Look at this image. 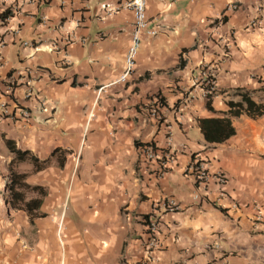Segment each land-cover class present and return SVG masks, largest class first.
<instances>
[{
    "label": "crops",
    "instance_id": "crops-1",
    "mask_svg": "<svg viewBox=\"0 0 264 264\" xmlns=\"http://www.w3.org/2000/svg\"><path fill=\"white\" fill-rule=\"evenodd\" d=\"M126 1L0 0V15L13 11L0 18V197L6 138L49 159L15 167L44 215L0 202V264H141L146 216L159 219L154 264H264V0H147L158 33L143 34L119 81L134 30ZM202 119H223L220 139ZM147 144L170 155L151 160ZM197 160L227 183L201 191Z\"/></svg>",
    "mask_w": 264,
    "mask_h": 264
},
{
    "label": "built area",
    "instance_id": "built-area-1",
    "mask_svg": "<svg viewBox=\"0 0 264 264\" xmlns=\"http://www.w3.org/2000/svg\"><path fill=\"white\" fill-rule=\"evenodd\" d=\"M102 7L109 14L118 10V8H113L108 4H103ZM146 7H147V0H127L121 5V8L129 9L133 12L134 30L132 32L131 43L126 54L125 72L120 77L119 81H126L128 76L134 71L136 66V58L142 44L143 34L154 36L158 33L156 28L150 26V21L147 17ZM1 60H2V56L0 54V61ZM215 85H216L215 79L212 76L205 74L204 86H205L206 94H213L215 92ZM154 103L155 105L151 108V113L152 115L157 116L158 110L162 108V106L160 105V98H157ZM8 113L9 110L5 106L0 107V121L6 118ZM29 114L30 113L28 110L26 109L21 110V115L23 117H28ZM90 117H92V114H90ZM142 152L145 156H147L151 160L157 159L161 155L164 156L170 155V153L160 152L152 144H147L143 146ZM200 164L201 161L197 160L196 163L190 166V169L196 175L197 185L201 191H207L209 189L211 182H215L219 186H224L227 183L228 177L224 172H218L212 174ZM166 208L170 211H176L178 209V204L175 201L170 200L166 205ZM145 220L148 228L149 237L145 244L143 260L141 264H154L155 262L154 250L160 246L157 236L159 229V219L157 218V216H153V217L149 216V218H145Z\"/></svg>",
    "mask_w": 264,
    "mask_h": 264
},
{
    "label": "trees",
    "instance_id": "trees-1",
    "mask_svg": "<svg viewBox=\"0 0 264 264\" xmlns=\"http://www.w3.org/2000/svg\"><path fill=\"white\" fill-rule=\"evenodd\" d=\"M13 15V11L11 7L6 8L0 15V18L5 21L9 17ZM226 20V18H224ZM183 65V62H182ZM208 98H211V94H208ZM249 104H251L249 102ZM160 105L164 106L165 101L163 98H160ZM211 109V104L209 105ZM223 119H202V129L206 134V138L212 140L220 139V130L223 124ZM219 124V125H218ZM216 126V127H215ZM228 126H231V123L228 121ZM209 131H212L214 135H209ZM234 130L230 131L229 134H232ZM217 134V135H216ZM6 144L10 152L14 154V157L9 163L10 170V181H9V193L6 195L5 202L11 206V208L20 210L24 209L32 216H43L44 214L39 212V207L42 202L40 198L32 199L30 201H26L25 194L23 193V188H28L30 185L25 182V178L27 174L19 173L16 171L15 167L22 162L31 161L34 164V169L36 171L42 170L46 168L49 164V159L40 160L37 156H35L30 150H22L17 147L15 141L10 138H6ZM24 204V206H23ZM35 206V207H34ZM149 218V216H146Z\"/></svg>",
    "mask_w": 264,
    "mask_h": 264
},
{
    "label": "rangeland",
    "instance_id": "rangeland-1",
    "mask_svg": "<svg viewBox=\"0 0 264 264\" xmlns=\"http://www.w3.org/2000/svg\"><path fill=\"white\" fill-rule=\"evenodd\" d=\"M4 190V192H5V189H3ZM3 190H2V192H3ZM4 199H5V196L4 197H0V202H2V204L3 205H5V207H6V204H5V201H4Z\"/></svg>",
    "mask_w": 264,
    "mask_h": 264
}]
</instances>
